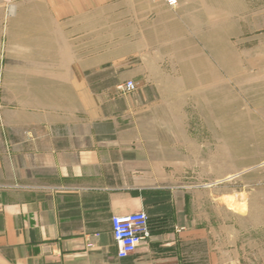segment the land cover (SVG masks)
Instances as JSON below:
<instances>
[{"label": "crops", "instance_id": "crops-1", "mask_svg": "<svg viewBox=\"0 0 264 264\" xmlns=\"http://www.w3.org/2000/svg\"><path fill=\"white\" fill-rule=\"evenodd\" d=\"M124 1L133 38L111 44L117 55L34 42L0 72V264H242L225 213H213L220 200L209 192L196 215L194 190L152 178L145 136L164 47L144 34L173 11ZM98 11L75 12L92 28ZM127 81L133 92L117 88ZM141 211L150 235L118 259L111 217Z\"/></svg>", "mask_w": 264, "mask_h": 264}, {"label": "rangeland", "instance_id": "rangeland-1", "mask_svg": "<svg viewBox=\"0 0 264 264\" xmlns=\"http://www.w3.org/2000/svg\"><path fill=\"white\" fill-rule=\"evenodd\" d=\"M98 2L0 0V72L34 42L49 43L52 53L63 40L73 52L89 42L103 57L117 55L111 44L133 38L127 4ZM94 7L91 28L76 12ZM171 10L144 34L164 47L145 136L152 178L194 190L200 216L210 192L222 202L213 213H225L242 264H264V0H180Z\"/></svg>", "mask_w": 264, "mask_h": 264}, {"label": "built area", "instance_id": "built-area-1", "mask_svg": "<svg viewBox=\"0 0 264 264\" xmlns=\"http://www.w3.org/2000/svg\"><path fill=\"white\" fill-rule=\"evenodd\" d=\"M152 1L163 3L170 9H174L179 5V0ZM117 88L122 92H133L135 85L133 82L127 81ZM110 227L116 247V257L118 259H125L133 255L141 242L150 235L147 216L143 211L122 216H113L110 220ZM87 246H91V244Z\"/></svg>", "mask_w": 264, "mask_h": 264}, {"label": "trees", "instance_id": "trees-1", "mask_svg": "<svg viewBox=\"0 0 264 264\" xmlns=\"http://www.w3.org/2000/svg\"><path fill=\"white\" fill-rule=\"evenodd\" d=\"M147 220H148V227H149V230H151L149 224H150V221H149V218L147 217Z\"/></svg>", "mask_w": 264, "mask_h": 264}, {"label": "bare ground", "instance_id": "bare-ground-1", "mask_svg": "<svg viewBox=\"0 0 264 264\" xmlns=\"http://www.w3.org/2000/svg\"><path fill=\"white\" fill-rule=\"evenodd\" d=\"M236 202V201H235ZM235 202H233V203H235ZM240 203V202H239ZM236 204V203H235Z\"/></svg>", "mask_w": 264, "mask_h": 264}]
</instances>
